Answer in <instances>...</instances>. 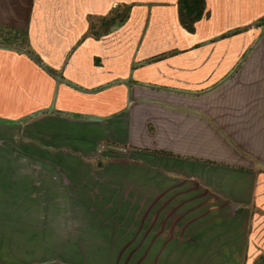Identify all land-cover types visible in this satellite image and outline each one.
<instances>
[{
    "label": "crops",
    "instance_id": "1",
    "mask_svg": "<svg viewBox=\"0 0 264 264\" xmlns=\"http://www.w3.org/2000/svg\"><path fill=\"white\" fill-rule=\"evenodd\" d=\"M263 17L264 0H0L43 62L0 46V264H124L135 240L161 264L215 237L254 261Z\"/></svg>",
    "mask_w": 264,
    "mask_h": 264
},
{
    "label": "rangeland",
    "instance_id": "2",
    "mask_svg": "<svg viewBox=\"0 0 264 264\" xmlns=\"http://www.w3.org/2000/svg\"><path fill=\"white\" fill-rule=\"evenodd\" d=\"M262 241H260L261 246L254 252L257 256L264 252V232L262 233ZM222 237H215L211 243H204L202 241L198 242H188L179 243L180 252L182 251L183 257L180 258H165L161 264H253V256L243 255L242 247L234 244H223ZM142 241L135 240L133 255L127 256L123 255L119 258L125 259L124 264H144L146 257L141 255ZM187 252L185 253L184 252ZM262 252H261V251ZM186 255V256H185ZM153 259V258H150ZM154 262L151 264H157L156 258L153 259ZM118 263V262H117Z\"/></svg>",
    "mask_w": 264,
    "mask_h": 264
},
{
    "label": "trees",
    "instance_id": "3",
    "mask_svg": "<svg viewBox=\"0 0 264 264\" xmlns=\"http://www.w3.org/2000/svg\"><path fill=\"white\" fill-rule=\"evenodd\" d=\"M184 7V6H183ZM200 17L198 13L195 17H190L189 11H182V24L188 29L193 30V22ZM258 26L264 28V17L258 22ZM30 33L27 28L0 26V46L16 48L18 51L28 53L37 63L43 65L41 58L32 46ZM52 72H54L52 70ZM253 264H264V252L260 253Z\"/></svg>",
    "mask_w": 264,
    "mask_h": 264
},
{
    "label": "built area",
    "instance_id": "4",
    "mask_svg": "<svg viewBox=\"0 0 264 264\" xmlns=\"http://www.w3.org/2000/svg\"><path fill=\"white\" fill-rule=\"evenodd\" d=\"M108 150H110V152L111 151H120L121 153H126V152H128L129 151V148L127 147V146H123V147H121V148H117V147H113V148H111L107 143H102L100 146H99V149H98V154L100 155V154H102L103 152H105V151H108Z\"/></svg>",
    "mask_w": 264,
    "mask_h": 264
}]
</instances>
